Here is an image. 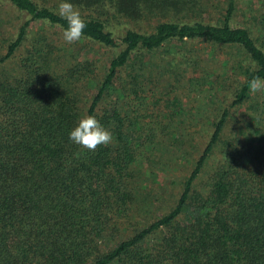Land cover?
Wrapping results in <instances>:
<instances>
[{
    "label": "trees",
    "instance_id": "16d2710c",
    "mask_svg": "<svg viewBox=\"0 0 264 264\" xmlns=\"http://www.w3.org/2000/svg\"><path fill=\"white\" fill-rule=\"evenodd\" d=\"M4 1L25 18L0 62L21 47L31 20L61 31L68 26L57 14L60 0ZM236 1L71 0L87 22L83 38L118 47L101 76H94L91 58L55 49L43 33L24 47L17 72L0 69V264H264V91L232 136L224 133L228 107L221 109L166 211L141 225L127 222L131 165L145 155L154 130L123 119L116 84L136 93L146 54L173 39L204 40L226 47L227 57L245 54L229 105L243 103L252 94L248 82L264 79V0L249 7L254 12L246 23H232L244 13ZM213 9L214 20H205ZM112 22L123 23L118 37ZM130 59L137 64L132 81L118 82ZM88 114L112 132L111 144L88 151L69 139ZM199 173L204 183L194 186Z\"/></svg>",
    "mask_w": 264,
    "mask_h": 264
},
{
    "label": "rangeland",
    "instance_id": "374dc122",
    "mask_svg": "<svg viewBox=\"0 0 264 264\" xmlns=\"http://www.w3.org/2000/svg\"><path fill=\"white\" fill-rule=\"evenodd\" d=\"M258 1L253 3L237 0V7L244 13H237L232 23H246V20H250L254 11L249 7L259 4ZM216 12L211 10L205 20L213 21ZM24 18L23 12L0 0V55L5 50L6 41L14 35L17 25ZM153 22L155 19H151L143 29L149 30ZM122 25L123 23H110L109 27L115 37H118ZM63 32L64 30L41 20H31L23 44L13 56L0 62V69L6 73L17 72L15 62L24 53V47L43 33L46 41L53 39L55 49L64 47L77 52L80 58H91L94 76H101L109 58L118 47L101 45L85 38L67 44L63 39ZM182 43L173 39L158 50L146 54L142 64L143 72L137 71V64H131L132 59L118 72V82L122 78L131 79L136 71L139 73L136 93L126 92L116 84V108L119 114L125 116L123 119L134 118L139 124L154 130L153 142L149 148H143L145 155L141 153L139 157L142 158L131 165L133 174L128 187H131L132 198L128 224L132 221L141 225L166 211L174 203L222 108L228 107L229 111L224 133L232 136L238 132L237 125L243 127L244 122H248L253 116L254 112L248 104L254 103L255 98L261 100L262 91L252 93L240 105H229L233 91L241 81L242 70L248 63L243 51L236 50L235 56L233 55L235 58H231L227 57L228 49L224 46L212 45L204 40H185ZM171 64L177 65L176 72L171 71ZM166 69L169 71H165ZM195 76L203 79L196 81ZM131 81L132 79L127 84ZM89 92L91 90L88 88L85 94ZM82 98L86 99L85 96ZM107 102L102 100L100 103L105 105ZM124 102L129 105L126 106ZM217 149L215 146L212 154L207 156L206 166L213 162ZM204 177L199 173L194 186H201Z\"/></svg>",
    "mask_w": 264,
    "mask_h": 264
},
{
    "label": "clouds",
    "instance_id": "9594fccd",
    "mask_svg": "<svg viewBox=\"0 0 264 264\" xmlns=\"http://www.w3.org/2000/svg\"><path fill=\"white\" fill-rule=\"evenodd\" d=\"M57 14L67 22V28L63 32V39L67 44L80 41L85 35L87 22L80 10L74 6L71 0H60L57 6ZM248 87L255 94L264 91V79L254 76ZM69 139L76 145L88 151H95L99 146H108L113 141L112 132L101 124L96 115H85L80 118L69 132Z\"/></svg>",
    "mask_w": 264,
    "mask_h": 264
}]
</instances>
